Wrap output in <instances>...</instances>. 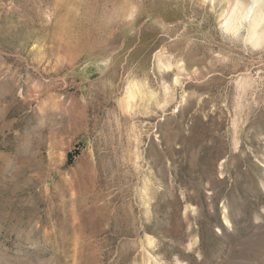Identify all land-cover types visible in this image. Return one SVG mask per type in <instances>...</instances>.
<instances>
[{"label":"rangeland","instance_id":"rangeland-1","mask_svg":"<svg viewBox=\"0 0 264 264\" xmlns=\"http://www.w3.org/2000/svg\"><path fill=\"white\" fill-rule=\"evenodd\" d=\"M0 264H264V0H0Z\"/></svg>","mask_w":264,"mask_h":264}]
</instances>
